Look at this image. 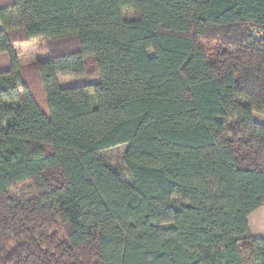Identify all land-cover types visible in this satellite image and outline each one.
Segmentation results:
<instances>
[{
	"label": "trees",
	"instance_id": "obj_1",
	"mask_svg": "<svg viewBox=\"0 0 264 264\" xmlns=\"http://www.w3.org/2000/svg\"><path fill=\"white\" fill-rule=\"evenodd\" d=\"M0 18V264H264V0H0ZM121 146L127 176L102 155Z\"/></svg>",
	"mask_w": 264,
	"mask_h": 264
},
{
	"label": "rangeland",
	"instance_id": "obj_2",
	"mask_svg": "<svg viewBox=\"0 0 264 264\" xmlns=\"http://www.w3.org/2000/svg\"><path fill=\"white\" fill-rule=\"evenodd\" d=\"M124 15L128 19H134L136 17V13L132 10H126L124 12ZM22 46H20V52L22 54V62L25 65V67H29L39 60H44L48 57V46L45 39H38L34 40L33 42H23L20 43ZM214 46L207 45V49H212ZM152 54V52H149ZM87 80L86 79H75V78H67V77H61L60 78V84L63 87L68 86H83L86 85ZM127 149V146H121L112 150H109L107 152L102 153V155L105 157V159L119 172L122 173V175L127 176V170L124 165V154ZM61 236H63V232L60 230Z\"/></svg>",
	"mask_w": 264,
	"mask_h": 264
},
{
	"label": "crops",
	"instance_id": "obj_3",
	"mask_svg": "<svg viewBox=\"0 0 264 264\" xmlns=\"http://www.w3.org/2000/svg\"><path fill=\"white\" fill-rule=\"evenodd\" d=\"M2 29H3V24L0 18V31H2ZM33 41L34 40L29 42H33ZM20 46H22V44H15V48L19 52L21 64L23 67H25V65L22 62L23 56L19 50ZM10 68H11V61L9 55L6 53L0 54V74L9 71ZM255 121L264 126V116L256 115ZM249 227L253 238L264 241V206L250 216Z\"/></svg>",
	"mask_w": 264,
	"mask_h": 264
}]
</instances>
